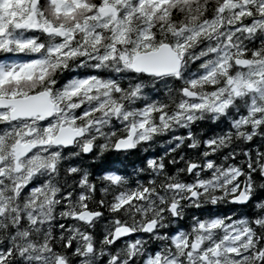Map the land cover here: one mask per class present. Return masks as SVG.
Listing matches in <instances>:
<instances>
[{
	"label": "snow or ice",
	"instance_id": "obj_1",
	"mask_svg": "<svg viewBox=\"0 0 264 264\" xmlns=\"http://www.w3.org/2000/svg\"><path fill=\"white\" fill-rule=\"evenodd\" d=\"M0 264H264V0H0Z\"/></svg>",
	"mask_w": 264,
	"mask_h": 264
},
{
	"label": "trees",
	"instance_id": "obj_2",
	"mask_svg": "<svg viewBox=\"0 0 264 264\" xmlns=\"http://www.w3.org/2000/svg\"><path fill=\"white\" fill-rule=\"evenodd\" d=\"M149 151L152 152V153L159 152V151H160L159 145H157V146H156L155 148H153V149H150Z\"/></svg>",
	"mask_w": 264,
	"mask_h": 264
}]
</instances>
